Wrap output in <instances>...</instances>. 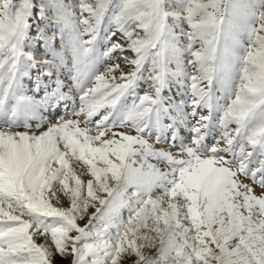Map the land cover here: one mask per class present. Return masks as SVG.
Here are the masks:
<instances>
[{"label": "snow or ice", "instance_id": "obj_1", "mask_svg": "<svg viewBox=\"0 0 264 264\" xmlns=\"http://www.w3.org/2000/svg\"><path fill=\"white\" fill-rule=\"evenodd\" d=\"M57 256L264 264V0H0V264Z\"/></svg>", "mask_w": 264, "mask_h": 264}, {"label": "rangeland", "instance_id": "obj_2", "mask_svg": "<svg viewBox=\"0 0 264 264\" xmlns=\"http://www.w3.org/2000/svg\"><path fill=\"white\" fill-rule=\"evenodd\" d=\"M66 2H69L70 3V2H73V0H66ZM49 17H51V13H49ZM37 27L40 28V29L45 30L49 34L51 33V30H52L49 27L47 21H45V20H36L33 23V29H34L33 30V35H35V29ZM57 47H59V41L58 40H57ZM41 51H42V49H41ZM129 55H131V53H129ZM38 71L39 70H34L32 72V74H31V78H25L23 80V84H24V88H25L26 94L27 95H35L36 99H40V97L43 95V91H41L38 94L34 92V80H35L36 73ZM59 76H60V79L64 82L65 85H70L71 82H70V80L68 78V74H67L66 71H64L62 73H59ZM44 83L48 84L49 87L51 88V86H52L51 80L45 79ZM143 90H146V89L144 87H142L141 91H143ZM65 91L68 93V95L77 97V103L79 102L78 101L79 92L77 90L73 89V90L69 91L68 88H65ZM64 107H65V105L62 103L60 105V108L58 109V112L63 113ZM67 107L71 108V107H73V105L69 102L68 105H67ZM42 115L48 117L49 119H53V120L55 119V116L52 113H50V112H43ZM65 118L67 119V118H71V117H65ZM31 123H32L33 127H35L37 121L33 120V121H31ZM44 127L46 129L47 125H45ZM131 131H134V130H131ZM183 136H184L185 139L188 138L187 133H183ZM164 147H167V145H164ZM172 150L175 151L176 149H172ZM81 171H82V168L79 167V166H77V172L79 173ZM82 178L86 180L88 178V176L85 174V175L82 176ZM261 191H262V189L257 186L256 187V192L257 193H260ZM54 203H55V201H54ZM61 205L62 206H65V207L68 206L67 198H63L62 197V199H61ZM81 223L83 224L84 221H81ZM37 242H41V240L38 239ZM147 251H148V254L151 255V254L154 253L155 250L154 249H150V250H147ZM55 264H67V261L61 260L60 257L57 256L55 258ZM129 264H130V262H129Z\"/></svg>", "mask_w": 264, "mask_h": 264}]
</instances>
